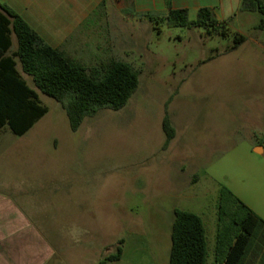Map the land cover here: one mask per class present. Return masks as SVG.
Here are the masks:
<instances>
[{
    "label": "rangeland",
    "instance_id": "1",
    "mask_svg": "<svg viewBox=\"0 0 264 264\" xmlns=\"http://www.w3.org/2000/svg\"><path fill=\"white\" fill-rule=\"evenodd\" d=\"M157 16L123 20L132 37L115 39L102 57L130 62L136 91L76 131L61 103L23 74L47 111L21 135L0 129V194L37 228L22 247L35 253L29 264H96L121 238L120 258L105 264H168L176 208L201 216L214 264L221 186L264 218V150L256 145L264 149V14L238 11L226 36ZM236 32L244 42L225 52ZM167 101L175 136L163 147ZM262 255L254 264H264Z\"/></svg>",
    "mask_w": 264,
    "mask_h": 264
},
{
    "label": "trees",
    "instance_id": "2",
    "mask_svg": "<svg viewBox=\"0 0 264 264\" xmlns=\"http://www.w3.org/2000/svg\"><path fill=\"white\" fill-rule=\"evenodd\" d=\"M158 22L171 25H200L209 34L226 36L227 22L218 20L212 9L201 7L197 18L190 20L185 8H172L170 0ZM239 11L264 14V0H240ZM264 20L261 19L262 26ZM15 35L17 46L8 53ZM245 36L235 33L230 51L244 42ZM216 51H218L216 49ZM208 58L199 61L204 62ZM23 74L31 76L34 85L45 95L59 101L65 109L72 131H76L86 116L97 110H118L126 105L139 84V73L125 60L110 58L92 66H84L42 37L15 11L0 3V129L7 125L12 133H25L47 107L40 102L38 92ZM161 128L165 135L163 147L175 136V128L165 103ZM118 240L115 253L106 255L96 264L117 260L122 253ZM263 250L264 219L237 197L228 187L221 186L217 203V223L213 248L214 264H254V255ZM208 244L204 222L197 213L174 209L168 264H207Z\"/></svg>",
    "mask_w": 264,
    "mask_h": 264
},
{
    "label": "crops",
    "instance_id": "3",
    "mask_svg": "<svg viewBox=\"0 0 264 264\" xmlns=\"http://www.w3.org/2000/svg\"><path fill=\"white\" fill-rule=\"evenodd\" d=\"M0 3L19 14L47 44L84 66H87L85 61H102L106 52L115 46V39L132 37L131 32H123L126 29L123 20H133L136 16L142 20L151 14L164 15L168 10L165 0H0ZM170 4L172 8H185L196 13L199 8L208 7L221 21L236 16L240 0H170ZM111 24L119 26L116 28L118 33L110 31ZM16 46L12 34L8 53ZM256 145L263 152V146ZM36 232L37 228L16 207L12 198L0 194V264H29L30 256L35 253L32 255L30 250L25 256L22 247L27 245L29 234L33 233L34 237Z\"/></svg>",
    "mask_w": 264,
    "mask_h": 264
}]
</instances>
